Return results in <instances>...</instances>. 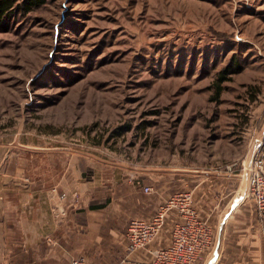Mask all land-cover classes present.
Wrapping results in <instances>:
<instances>
[{
	"label": "rangeland",
	"instance_id": "1",
	"mask_svg": "<svg viewBox=\"0 0 264 264\" xmlns=\"http://www.w3.org/2000/svg\"><path fill=\"white\" fill-rule=\"evenodd\" d=\"M0 144L25 179L64 160L68 186L114 175L150 214L199 174L239 177L264 161V0H45L1 20Z\"/></svg>",
	"mask_w": 264,
	"mask_h": 264
},
{
	"label": "crops",
	"instance_id": "2",
	"mask_svg": "<svg viewBox=\"0 0 264 264\" xmlns=\"http://www.w3.org/2000/svg\"><path fill=\"white\" fill-rule=\"evenodd\" d=\"M8 150L0 144V264H68L80 253L85 264H151L152 249L168 243L173 213L151 243L127 251L129 218L151 213L132 184L116 182L113 175L110 185L96 189L87 185L81 190L80 182L68 186L64 160L48 163L43 179H25ZM237 175L204 173L187 184L192 207L213 234L200 264H264V218L252 200L242 196ZM52 184L77 191L79 204L67 205L50 191ZM164 193L156 194L155 204L164 200Z\"/></svg>",
	"mask_w": 264,
	"mask_h": 264
},
{
	"label": "built area",
	"instance_id": "3",
	"mask_svg": "<svg viewBox=\"0 0 264 264\" xmlns=\"http://www.w3.org/2000/svg\"><path fill=\"white\" fill-rule=\"evenodd\" d=\"M264 153V149H263ZM242 196L252 200L259 217L264 218V161L262 156H252L241 161ZM55 191L56 189L53 188ZM145 193L151 192L149 185H142ZM60 196L64 198L65 193ZM191 190L174 192L160 203L155 212L147 217H131L126 225L125 239L128 252L135 251L151 243L173 213L170 222V239L166 245L152 249L151 264H197L204 258L205 251L213 241L209 225L202 220L191 205ZM73 203L79 197L73 195ZM68 264H85V256L76 254Z\"/></svg>",
	"mask_w": 264,
	"mask_h": 264
},
{
	"label": "trees",
	"instance_id": "4",
	"mask_svg": "<svg viewBox=\"0 0 264 264\" xmlns=\"http://www.w3.org/2000/svg\"><path fill=\"white\" fill-rule=\"evenodd\" d=\"M44 2L45 0H0V21L12 17L18 11L28 12L39 7ZM224 78L225 76H221L219 80H223Z\"/></svg>",
	"mask_w": 264,
	"mask_h": 264
},
{
	"label": "bare ground",
	"instance_id": "5",
	"mask_svg": "<svg viewBox=\"0 0 264 264\" xmlns=\"http://www.w3.org/2000/svg\"><path fill=\"white\" fill-rule=\"evenodd\" d=\"M246 160V159H245Z\"/></svg>",
	"mask_w": 264,
	"mask_h": 264
}]
</instances>
